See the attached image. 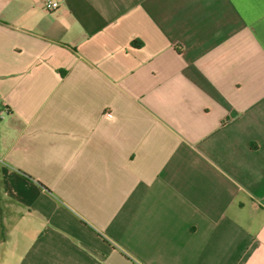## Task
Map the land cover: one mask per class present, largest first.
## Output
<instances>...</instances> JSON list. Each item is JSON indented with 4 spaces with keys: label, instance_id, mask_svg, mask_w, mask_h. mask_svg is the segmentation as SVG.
Listing matches in <instances>:
<instances>
[{
    "label": "crops",
    "instance_id": "obj_1",
    "mask_svg": "<svg viewBox=\"0 0 264 264\" xmlns=\"http://www.w3.org/2000/svg\"><path fill=\"white\" fill-rule=\"evenodd\" d=\"M0 0V264H264V0Z\"/></svg>",
    "mask_w": 264,
    "mask_h": 264
},
{
    "label": "built area",
    "instance_id": "obj_2",
    "mask_svg": "<svg viewBox=\"0 0 264 264\" xmlns=\"http://www.w3.org/2000/svg\"><path fill=\"white\" fill-rule=\"evenodd\" d=\"M44 7L48 12H53L60 7V3L56 0H45Z\"/></svg>",
    "mask_w": 264,
    "mask_h": 264
}]
</instances>
